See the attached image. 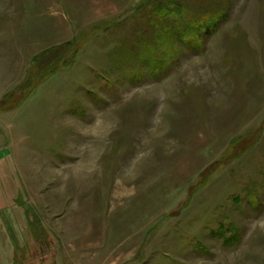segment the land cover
Instances as JSON below:
<instances>
[{
	"label": "rangeland",
	"instance_id": "rangeland-1",
	"mask_svg": "<svg viewBox=\"0 0 264 264\" xmlns=\"http://www.w3.org/2000/svg\"><path fill=\"white\" fill-rule=\"evenodd\" d=\"M0 264H264V0H0Z\"/></svg>",
	"mask_w": 264,
	"mask_h": 264
},
{
	"label": "trees",
	"instance_id": "trees-1",
	"mask_svg": "<svg viewBox=\"0 0 264 264\" xmlns=\"http://www.w3.org/2000/svg\"><path fill=\"white\" fill-rule=\"evenodd\" d=\"M83 41H84V36H83ZM81 46H82L81 41L79 39H76L73 42H70L69 44H63L62 46L50 49V51L45 53V54L51 55V59H49L48 62L46 60H44L43 56H45V55H41V56L39 55L38 56L39 63H40V61H42L43 63L46 61L47 67L45 69L40 70V72L37 75L38 77H36V78H38L37 80L38 81L39 80H41V81L45 80V79L51 77L59 69H63L65 66L70 65V63H72L74 61L76 55L81 50ZM36 84H38V83H36ZM31 86H33V85H30L29 87H31ZM29 87L22 89V91L27 92ZM234 233L235 232H233V234ZM238 235H239V233H238ZM232 239L236 240L237 237L232 238Z\"/></svg>",
	"mask_w": 264,
	"mask_h": 264
},
{
	"label": "bare ground",
	"instance_id": "bare-ground-1",
	"mask_svg": "<svg viewBox=\"0 0 264 264\" xmlns=\"http://www.w3.org/2000/svg\"><path fill=\"white\" fill-rule=\"evenodd\" d=\"M10 52H15V51L12 49V51H10Z\"/></svg>",
	"mask_w": 264,
	"mask_h": 264
}]
</instances>
